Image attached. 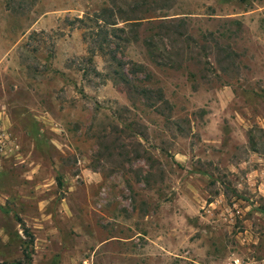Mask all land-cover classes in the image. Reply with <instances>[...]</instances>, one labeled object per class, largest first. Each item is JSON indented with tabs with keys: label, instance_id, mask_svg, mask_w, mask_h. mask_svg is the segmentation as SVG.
Instances as JSON below:
<instances>
[{
	"label": "rangeland",
	"instance_id": "obj_1",
	"mask_svg": "<svg viewBox=\"0 0 264 264\" xmlns=\"http://www.w3.org/2000/svg\"><path fill=\"white\" fill-rule=\"evenodd\" d=\"M0 264H264V0H0Z\"/></svg>",
	"mask_w": 264,
	"mask_h": 264
},
{
	"label": "trees",
	"instance_id": "obj_2",
	"mask_svg": "<svg viewBox=\"0 0 264 264\" xmlns=\"http://www.w3.org/2000/svg\"><path fill=\"white\" fill-rule=\"evenodd\" d=\"M114 17H115L114 9H111L109 7H104L101 8L99 11L93 12L92 15L85 14L82 17H78L77 20L81 23L88 24L87 31L88 32L90 31L89 34H94L97 28L99 30H102L103 28L107 29V27L109 26H114L116 24V22H113ZM126 20H131V19L127 18Z\"/></svg>",
	"mask_w": 264,
	"mask_h": 264
}]
</instances>
